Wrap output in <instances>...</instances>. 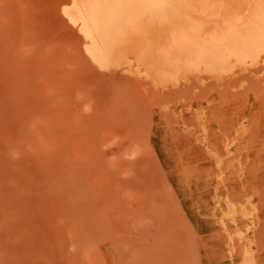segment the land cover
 <instances>
[{
  "label": "rangeland",
  "instance_id": "374dc122",
  "mask_svg": "<svg viewBox=\"0 0 264 264\" xmlns=\"http://www.w3.org/2000/svg\"><path fill=\"white\" fill-rule=\"evenodd\" d=\"M0 264H264V76L155 87L0 0Z\"/></svg>",
  "mask_w": 264,
  "mask_h": 264
},
{
  "label": "bare ground",
  "instance_id": "6f19581e",
  "mask_svg": "<svg viewBox=\"0 0 264 264\" xmlns=\"http://www.w3.org/2000/svg\"><path fill=\"white\" fill-rule=\"evenodd\" d=\"M87 58L159 88L264 76V0H58Z\"/></svg>",
  "mask_w": 264,
  "mask_h": 264
}]
</instances>
